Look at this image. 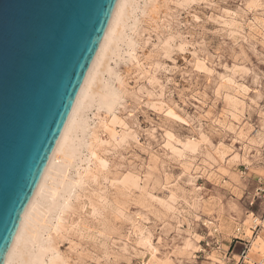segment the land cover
<instances>
[{"label":"rangeland","instance_id":"obj_1","mask_svg":"<svg viewBox=\"0 0 264 264\" xmlns=\"http://www.w3.org/2000/svg\"><path fill=\"white\" fill-rule=\"evenodd\" d=\"M131 2L112 109L81 111L39 243L54 264H264V0Z\"/></svg>","mask_w":264,"mask_h":264},{"label":"water","instance_id":"obj_2","mask_svg":"<svg viewBox=\"0 0 264 264\" xmlns=\"http://www.w3.org/2000/svg\"><path fill=\"white\" fill-rule=\"evenodd\" d=\"M117 0H0V264Z\"/></svg>","mask_w":264,"mask_h":264},{"label":"bare ground","instance_id":"obj_3","mask_svg":"<svg viewBox=\"0 0 264 264\" xmlns=\"http://www.w3.org/2000/svg\"><path fill=\"white\" fill-rule=\"evenodd\" d=\"M131 3H132L131 0H117L116 6H115L113 14L111 16L110 22L106 28L105 34L102 38V41L99 45V48L96 52V55L93 59V62L89 68V71L86 75V78L82 84V87H81L79 94L76 98V101L74 103L72 111H71V113L68 117V120L64 126V129L60 135V138L58 139V142H57V144L54 148V151L50 157V160L48 161L47 166H46V168L42 174V177H41V179L37 185V188H36L32 198H31V200H30V202H29V204H28V206H27V208H26V210L22 216L20 225L18 227V230L16 232L14 240L10 246V249L8 251V255L6 257L4 264H18V263H16L17 260H20L21 259L20 257L23 258V256L22 255L19 256V254H17V256H16L15 253L16 252L21 253L22 250L24 252V246H28L29 244H32L34 242L37 243L38 238H40V236L38 235L39 234L38 228L40 227V225L42 224V221L44 220L43 216H44V211L46 208V205H45L46 203L43 201V199L40 200V198L43 197L44 200L48 197L54 198L55 195H58V193L60 192V189H62V187H64V186H65L64 191H70V189L66 190L67 184H64V183H66V182H64V177H65L64 175H66V171H67V169H69V166L71 167L73 165V160H76L75 156H77L76 151L78 152V149L76 148L75 142H76V139H78V141H80L81 138L80 139L78 138V132L81 131L80 129L83 127L82 126L83 114L81 113V111L92 105V102H93L95 96L99 97V103L100 104L105 105V107L107 106L106 109H108L109 111L112 109L111 103L113 105L114 102H112V101L114 100V94L115 93L110 91L109 87H108V89L105 88L107 85L104 87L105 90H104V88L102 89L99 83L101 82L100 80L102 78V74L108 69L107 66H108L109 59L112 58L114 55H116L115 48L118 45V41L123 36L122 34L124 33L123 31L125 28L126 19L128 18V15H127L128 11H129L128 7L131 6ZM122 40H123V38H122ZM167 44H169V43H167ZM169 48H172V47L169 46ZM102 81H103V79H102ZM99 107H101V106H99ZM79 147H81V146H79ZM90 152H91V150H90ZM77 175H81V174L78 173ZM82 176H80V177L78 176V177L80 178V181L82 180L81 182H83V181L85 182V180H83L84 177L82 178ZM78 183L79 182H76V180H75V186H76V184L78 185ZM59 186L61 188H59ZM76 187H79V186H76ZM63 189H62V191H63ZM72 190L73 189H71V193H72ZM64 194H63V196H64ZM68 194H70V192ZM65 197H63V198H65ZM68 201L66 200L65 205L64 206L62 205L63 208L69 204ZM70 202H71V200H70ZM64 210L62 209L61 212L63 213ZM57 211H59V210L57 209ZM61 212H59V213H61ZM61 215L62 214L57 216L58 217L57 218L58 224H60V222H61V219H62ZM55 226H56V224H55ZM39 242H40V239H39L38 243ZM257 242L258 241L253 243V245L249 249L250 252L254 251L255 247L257 248V245H258ZM187 245L189 246L190 244H187ZM192 246H194V245L192 244ZM29 247H32V246H29ZM37 247H38V251H39L38 252L39 254L38 255L36 254L37 256H32V254H33L32 253L31 256H28L29 258L27 259V257H25V255H24V257H25L24 259L29 261V264H54L55 263V260L58 258V252H57V249L55 248V246L52 244V242H49L47 244L39 243V245ZM48 254L51 255V262H49V263L44 261V257L47 256ZM59 259H61V258L59 257ZM262 260L264 261V257L262 258ZM27 261H25V262L27 263Z\"/></svg>","mask_w":264,"mask_h":264}]
</instances>
